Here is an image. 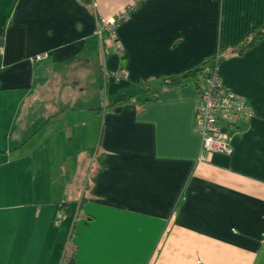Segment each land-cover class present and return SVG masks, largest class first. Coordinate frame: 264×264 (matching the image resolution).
Wrapping results in <instances>:
<instances>
[{
    "label": "crops",
    "instance_id": "crops-1",
    "mask_svg": "<svg viewBox=\"0 0 264 264\" xmlns=\"http://www.w3.org/2000/svg\"><path fill=\"white\" fill-rule=\"evenodd\" d=\"M2 10L0 264H264V39L232 52L264 28V0ZM124 12L114 41L98 35ZM217 53L251 111L224 129L230 155L200 152L196 85L160 84Z\"/></svg>",
    "mask_w": 264,
    "mask_h": 264
},
{
    "label": "built area",
    "instance_id": "built-area-1",
    "mask_svg": "<svg viewBox=\"0 0 264 264\" xmlns=\"http://www.w3.org/2000/svg\"><path fill=\"white\" fill-rule=\"evenodd\" d=\"M142 1V0H138ZM126 14L121 13L104 21V28L100 27L98 35L103 32L110 41L115 40V31L118 25L125 20ZM119 54L122 55L120 51ZM45 55H40L34 60H43ZM112 77L119 81L126 78L123 70H119ZM251 114L250 108L243 97L235 95L227 90L220 79L218 67L210 69L203 80L202 87L197 94L195 106V132L199 135L201 154L220 153L230 155L232 153L231 138L224 131L225 128L237 127Z\"/></svg>",
    "mask_w": 264,
    "mask_h": 264
},
{
    "label": "trees",
    "instance_id": "trees-1",
    "mask_svg": "<svg viewBox=\"0 0 264 264\" xmlns=\"http://www.w3.org/2000/svg\"><path fill=\"white\" fill-rule=\"evenodd\" d=\"M264 39V28L258 30L254 34L248 36L243 43L237 48L233 49L234 53H243L246 49L254 47L257 43ZM223 61V56L217 53L214 56L208 57L205 61L192 69L185 71L179 76H173L167 79H163L160 84L168 87H181L189 83H194L197 88V94L199 93L204 78L209 73L210 69L213 67H219L220 63ZM75 257L74 253L67 259V264H74Z\"/></svg>",
    "mask_w": 264,
    "mask_h": 264
},
{
    "label": "rangeland",
    "instance_id": "rangeland-1",
    "mask_svg": "<svg viewBox=\"0 0 264 264\" xmlns=\"http://www.w3.org/2000/svg\"><path fill=\"white\" fill-rule=\"evenodd\" d=\"M11 6H12V5H11ZM7 12H8L7 10H6V11H5V10H2V21H1L0 27L2 26V24L4 23V21H5L6 18L8 17V15H5ZM9 12H10V11H9ZM7 14H9V13H7ZM90 167H91V165L88 167L87 172H89Z\"/></svg>",
    "mask_w": 264,
    "mask_h": 264
},
{
    "label": "water",
    "instance_id": "water-1",
    "mask_svg": "<svg viewBox=\"0 0 264 264\" xmlns=\"http://www.w3.org/2000/svg\"><path fill=\"white\" fill-rule=\"evenodd\" d=\"M117 110H119V109H117Z\"/></svg>",
    "mask_w": 264,
    "mask_h": 264
}]
</instances>
